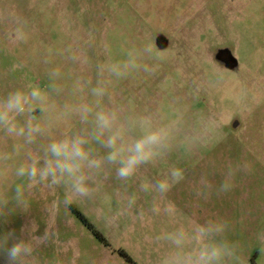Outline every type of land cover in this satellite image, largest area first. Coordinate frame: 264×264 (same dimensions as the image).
Returning a JSON list of instances; mask_svg holds the SVG:
<instances>
[{"label":"rangeland","instance_id":"1","mask_svg":"<svg viewBox=\"0 0 264 264\" xmlns=\"http://www.w3.org/2000/svg\"><path fill=\"white\" fill-rule=\"evenodd\" d=\"M149 47L141 68L121 78L107 71ZM30 85L47 90L45 112L33 114L52 126L53 137L90 132L93 117L82 123L74 109L88 105L94 112L97 103L122 119L150 115L170 130L165 155L127 181L106 169L91 199L66 205L62 188L40 185L26 193L27 209L10 204L0 234L23 238L33 223L37 236L49 233L34 264H128L119 251L135 264H160L166 233L209 218L228 221L230 264H264V0H0V96ZM97 86L107 95L94 97ZM15 143L23 145L0 133V152L11 156L7 169L37 150L25 146L17 155ZM94 147L99 155L106 151ZM173 168L184 178L165 197L141 191L142 181ZM226 178L232 187L220 192ZM16 183L5 171L0 192L12 195ZM133 195L130 212L111 221L118 202Z\"/></svg>","mask_w":264,"mask_h":264},{"label":"clouds","instance_id":"2","mask_svg":"<svg viewBox=\"0 0 264 264\" xmlns=\"http://www.w3.org/2000/svg\"><path fill=\"white\" fill-rule=\"evenodd\" d=\"M150 52V47L145 48L135 58L113 63L107 71L118 78L125 77L130 70L141 68L139 61ZM143 67L148 71L146 65ZM92 94L103 98L107 95V89L97 86L92 89ZM47 103V90L38 85L15 88L0 96V133L3 138L23 141V145H13L17 155L23 147L37 145L36 152H27L24 161L14 169L5 168L4 164L11 156L0 152V176L7 171L20 181L15 184L12 195L0 192V217L12 214L10 204L27 209L26 193L40 185L50 189L62 188L66 205L73 200L91 199L101 190L100 174L106 169H115L116 178L127 181L136 177L144 166L165 155L169 148L170 130L156 126L150 115L122 119L118 110L100 107L99 103L94 112L88 105L74 109V114L79 116L82 123H87L89 117H93L94 127L90 132L53 137L52 126L47 121L41 122L33 114L38 108L44 113ZM134 131L138 134L131 135ZM38 138H47V142L38 144ZM96 144L106 150L102 155L97 154ZM183 178L182 170L173 168L161 179L142 181L140 189L163 198ZM231 187L232 179L226 178L219 191L227 192ZM136 199L133 195L127 197L126 202H118V209L111 221L128 214ZM160 211L159 204H154L152 212L159 214ZM164 212L175 215L169 207H165ZM143 217L141 210L140 218ZM228 228V221L220 218L178 225L163 236L168 251L162 256L160 264H230L235 245L226 237ZM25 231L27 235L23 238H18L14 231L0 234V255L5 257L6 264H34V251L49 235L46 230L42 236H37L34 223ZM259 238L264 241V234Z\"/></svg>","mask_w":264,"mask_h":264},{"label":"trees","instance_id":"3","mask_svg":"<svg viewBox=\"0 0 264 264\" xmlns=\"http://www.w3.org/2000/svg\"><path fill=\"white\" fill-rule=\"evenodd\" d=\"M79 220L82 222V224L93 234V236L100 242H105V239L102 237V234L97 231L93 225L89 224L85 219L82 217H78ZM121 257L128 263V264H135L133 261H131L130 257L128 254H126L124 251H119L118 252Z\"/></svg>","mask_w":264,"mask_h":264},{"label":"water","instance_id":"4","mask_svg":"<svg viewBox=\"0 0 264 264\" xmlns=\"http://www.w3.org/2000/svg\"><path fill=\"white\" fill-rule=\"evenodd\" d=\"M225 55V54H224ZM223 56V55H222Z\"/></svg>","mask_w":264,"mask_h":264}]
</instances>
